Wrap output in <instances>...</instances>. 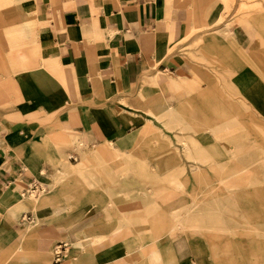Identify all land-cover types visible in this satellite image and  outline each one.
Wrapping results in <instances>:
<instances>
[{"label":"crops","instance_id":"1","mask_svg":"<svg viewBox=\"0 0 264 264\" xmlns=\"http://www.w3.org/2000/svg\"><path fill=\"white\" fill-rule=\"evenodd\" d=\"M193 3L192 13L186 0H11L6 4L19 5L15 26L26 23L28 32L36 34L30 42L38 46L35 57L23 62L26 70L14 74L22 101L0 106V263L42 264L51 249L61 242L68 243L70 250L68 258L59 264H134L141 259L135 251L139 246L136 239L142 233L136 230L126 237L124 229L129 226L125 227L118 219V211L109 205L92 204L76 209L50 206L35 215L28 193L33 185L43 188L44 193L51 191L39 183L51 184L55 180L51 173L54 166L46 157L54 155L61 163L72 141L85 145L88 150L111 142L120 154L136 159L133 164L149 165L154 171L150 177L156 180L169 174L175 176L174 172L180 174L183 170L185 175L180 179L190 177L188 166L192 163L178 138L184 139L190 150L195 145L191 138H195L198 142L195 148L200 146L206 151L209 147L200 140L207 138L208 128L189 129V108L194 107L199 116L204 114V105L194 91L183 90L180 82L186 78L198 86L201 81L214 84L205 80L208 77L213 80L211 76L200 79L196 75L198 67L192 65L180 48L173 50L186 35V21L191 27L195 21L205 27L198 14V0ZM224 9L222 2L209 9L205 24L211 31L201 40L208 47L213 45L216 50L212 52L224 53L223 62L233 72L232 78H225L226 83L242 85L240 89L234 88L239 90V98L234 100H245L253 111L260 113L257 117H264V80L252 68L255 63L264 66L258 60L259 54H264V33L258 27L253 29V23L247 28L244 23L232 25L227 37L234 44L225 46L226 37L221 34L224 25L213 26ZM253 17L264 21L262 14ZM13 18L6 17L8 21ZM228 54L230 61H227ZM235 54L249 67L241 70L233 66ZM4 76L7 81L8 75ZM232 107L235 111V106ZM148 122L158 129L161 137L146 145L138 137ZM243 123L239 120L237 127L229 131L239 132L250 141ZM250 145L243 146L247 149ZM138 153L142 156H137ZM71 156L76 162L77 147L68 157L70 162ZM172 158L176 162L164 170L162 166ZM208 159V166L218 164L216 159ZM195 170L197 176H202V170ZM189 182L188 192L193 179L189 178ZM174 186L180 187L181 183ZM26 214L34 224L39 219L27 241L31 248L28 254L23 252L27 223L21 221ZM132 228L147 227L138 221ZM114 230L119 237L112 238ZM82 241L91 244L90 255L74 247ZM168 242L176 257L170 264H194L188 237L170 233ZM144 258L148 264H155L150 256Z\"/></svg>","mask_w":264,"mask_h":264},{"label":"rangeland","instance_id":"2","mask_svg":"<svg viewBox=\"0 0 264 264\" xmlns=\"http://www.w3.org/2000/svg\"><path fill=\"white\" fill-rule=\"evenodd\" d=\"M10 1L0 0V106L10 101L16 104L22 101L20 86L14 74L26 70L22 66L23 62L35 57L34 50L38 46L36 42H30L35 39L36 34L28 32L26 23L15 26L20 7L17 4L7 6ZM194 1L186 0L190 13L192 9L195 11ZM230 1L198 0V14L205 27L195 21L192 23V27L196 28L194 30L186 21V35L173 48H180L179 51L184 53L192 65L198 67L199 72L195 73L200 79L209 75L213 80L210 77L205 80L214 83L206 84L201 81L199 86L205 88L201 90L189 79L183 78L180 82L183 90L188 88L194 91L196 96L202 98L201 103L204 105V114L199 116L194 107L189 108V129L203 131L208 128L205 134L207 138L200 140L201 144L205 143L209 147L206 151L200 146L195 148L196 143L198 145L195 138H191L195 143L191 150L184 139L178 138V143L192 163L188 166L190 177L180 179L185 175L183 170L180 174L174 172L175 176L169 174L156 180L150 177V173L153 174L154 171L149 165L133 164L137 160L120 154L111 142L104 143V148L103 144L94 150H88L85 145L72 141L61 163L54 155L46 157L54 166L51 173L55 180L51 184L39 181L41 185L50 187V192L39 196L29 195V205L35 215L44 207L50 206L76 209L81 206L90 207L92 204L97 207L103 206L102 203L109 205L118 211V219L125 227L129 226L124 229L126 237L133 235L136 230L142 233L136 239L139 246L135 251L141 259L134 264H148L145 255L150 256L155 264H170L171 260H175L168 242L170 233L183 234L189 238L194 252V264H264V117H257L260 113L253 111L245 100H234L235 97L239 98V90L234 88L240 89L242 85L232 86L226 83L225 78H232L233 72L223 62L224 53L212 52L216 50L213 45L208 47L202 41L211 31L205 24V16L218 2L224 3L225 9L213 26L224 25L221 34L226 37L225 46L234 44L227 37L232 25L237 27L244 23V28H247L253 23L257 25H251L253 29L259 28L264 33V21L260 17H253L264 15V0ZM169 9L168 6V12ZM189 10L187 9V13ZM11 16H14L13 20L8 21L6 17ZM197 38L199 40L196 41ZM239 50L245 53L244 48L239 47ZM235 55L233 57L236 60L231 62L233 66L241 67V70L249 67L239 55ZM226 57L230 61L229 54ZM258 60L264 63V54H259ZM252 68L264 80V66L255 63ZM5 74L8 75L7 81ZM231 104L235 106V111H232L234 108ZM244 119L247 122L243 123ZM239 120L250 134V141L239 132L229 131L237 127ZM211 134H216L217 137ZM160 137L158 129L148 122L138 140L147 145L150 140ZM245 144L251 145L246 149L243 146ZM76 147L77 161L70 162L68 157ZM137 156L142 154L138 153ZM208 157L216 159L218 164L208 166ZM226 160L229 163H225ZM175 162L176 159L172 158L162 168L169 170ZM58 163L60 164L57 165ZM196 168L202 170V176H197ZM66 169L78 172L70 173ZM43 172L41 170L40 174ZM189 178L193 179V184L191 182L192 188L188 192L186 187L190 183ZM175 183L182 185L175 187ZM35 202L37 205H34ZM138 221L147 228L133 229L134 222ZM38 222L39 219L32 226L25 225L28 228L23 248L25 254L31 249L27 246V241L31 239ZM119 235L116 230L112 232V238ZM96 241L98 244L101 242L100 238ZM74 247L85 255H90L93 251L91 244L85 241ZM49 259L51 252L42 264H50Z\"/></svg>","mask_w":264,"mask_h":264},{"label":"built area","instance_id":"3","mask_svg":"<svg viewBox=\"0 0 264 264\" xmlns=\"http://www.w3.org/2000/svg\"><path fill=\"white\" fill-rule=\"evenodd\" d=\"M70 159L75 161V158L72 156L70 157ZM44 192H45V190L43 188L38 187L36 185H33V186H31L30 192L28 194L29 195L33 194L34 196H37V195L42 194ZM21 221L23 223H27L30 225L34 224V221L31 218V216H29L27 214L23 215L21 217ZM69 250H70V246L66 242H61V243L56 244L51 250L53 264H59L60 262L66 260L68 258V255H69Z\"/></svg>","mask_w":264,"mask_h":264},{"label":"bare ground","instance_id":"4","mask_svg":"<svg viewBox=\"0 0 264 264\" xmlns=\"http://www.w3.org/2000/svg\"><path fill=\"white\" fill-rule=\"evenodd\" d=\"M181 185H182V184H181ZM50 260H51V259H50ZM50 264H52L51 261H50Z\"/></svg>","mask_w":264,"mask_h":264}]
</instances>
